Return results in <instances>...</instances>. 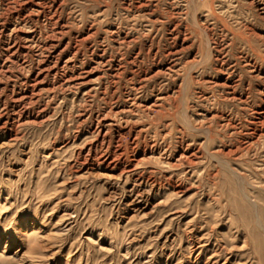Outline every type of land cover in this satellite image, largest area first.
I'll return each mask as SVG.
<instances>
[{"label": "rangeland", "instance_id": "374dc122", "mask_svg": "<svg viewBox=\"0 0 264 264\" xmlns=\"http://www.w3.org/2000/svg\"><path fill=\"white\" fill-rule=\"evenodd\" d=\"M0 264H264V0H0Z\"/></svg>", "mask_w": 264, "mask_h": 264}, {"label": "bare ground", "instance_id": "6f19581e", "mask_svg": "<svg viewBox=\"0 0 264 264\" xmlns=\"http://www.w3.org/2000/svg\"><path fill=\"white\" fill-rule=\"evenodd\" d=\"M37 82V81H36Z\"/></svg>", "mask_w": 264, "mask_h": 264}]
</instances>
